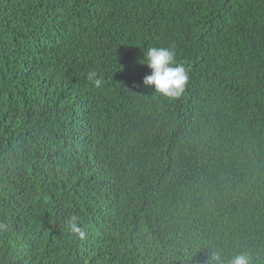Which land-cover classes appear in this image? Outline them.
<instances>
[{
    "label": "trees",
    "instance_id": "16d2710c",
    "mask_svg": "<svg viewBox=\"0 0 264 264\" xmlns=\"http://www.w3.org/2000/svg\"><path fill=\"white\" fill-rule=\"evenodd\" d=\"M150 47L186 68L181 97L144 85ZM263 162L264 0H0V258L211 264L219 252L227 264L247 252L264 264ZM243 170L260 175L229 191L226 219L211 220ZM138 194L153 208L212 207L185 217L186 255L130 232L109 247L118 218L105 208L146 201L102 198Z\"/></svg>",
    "mask_w": 264,
    "mask_h": 264
},
{
    "label": "clouds",
    "instance_id": "9594fccd",
    "mask_svg": "<svg viewBox=\"0 0 264 264\" xmlns=\"http://www.w3.org/2000/svg\"><path fill=\"white\" fill-rule=\"evenodd\" d=\"M144 61L151 70V74L144 77L143 83L145 86H154L155 92L166 98L176 99L181 97L185 92L189 75L184 65L176 62L175 54L172 50L164 47H150L144 53ZM95 76L96 73L92 72L89 74V79H93ZM94 84L99 87L101 81L95 79ZM232 123V121L229 122V124ZM229 124L226 128L231 126ZM241 182H243V180L238 176L237 179L227 187L226 201H228L227 196L229 191L231 193L236 190L240 187ZM125 197H128V199L119 203H130L133 199L144 198L146 205L145 208H105V215L113 214L118 218L115 225V239L112 240L113 245H118L124 240L128 232L131 234L138 233L142 235L143 238L148 239L151 243L156 242L158 246H166L165 244H178V249H183L185 255L189 249L188 241L183 243L177 242V236L182 229L185 217L200 208H212L201 200H191L182 203H176L173 201L172 206L177 207L171 206L161 208L155 206L153 208L149 204L150 200L152 201L153 199L147 198L141 194L135 196L126 195ZM219 208L222 207H218V209L215 210L212 209L210 215L211 220H217L220 223L228 217V211L220 212L218 211ZM225 208L229 209V207ZM66 224L68 230L73 235L84 239L85 234L79 226L77 216L70 215ZM7 228L8 225L5 222L0 221V231H6ZM90 236L91 234L89 233L88 238ZM32 254L33 257L38 256V254L34 252ZM8 263L30 264L27 262L26 257L16 262H14V260H9ZM211 264H225V261L219 252H213L211 256ZM227 264H251V256L247 252H241L228 260Z\"/></svg>",
    "mask_w": 264,
    "mask_h": 264
},
{
    "label": "water",
    "instance_id": "95a60500",
    "mask_svg": "<svg viewBox=\"0 0 264 264\" xmlns=\"http://www.w3.org/2000/svg\"><path fill=\"white\" fill-rule=\"evenodd\" d=\"M264 164V162H263ZM262 164V165H263ZM260 175V173H257L256 171H251V170H247V171H243L239 174V176L242 178V180H247L248 178H253V179H258V176ZM229 202L228 201H224V202H220L219 203V207H222V208H219L218 211L220 212H227L228 211V208H225V207H229ZM224 207V208H223ZM208 209H211V208H208ZM230 224H233V219L230 218Z\"/></svg>",
    "mask_w": 264,
    "mask_h": 264
},
{
    "label": "rangeland",
    "instance_id": "374dc122",
    "mask_svg": "<svg viewBox=\"0 0 264 264\" xmlns=\"http://www.w3.org/2000/svg\"><path fill=\"white\" fill-rule=\"evenodd\" d=\"M116 197H108V196H106V197H104V198H102V203L104 204V205H108V206H111V205H114V204H116V203H119V202H121V201H123V200H125V199H128V197H123V198H120V197H118L117 195H115ZM116 247L117 245H111V246H109V247ZM23 247H26V246H23ZM11 253L12 252H7L6 254H3L2 255V257L3 258H0L1 259V261L3 262V263H8V260H9V257H10V255H11Z\"/></svg>",
    "mask_w": 264,
    "mask_h": 264
},
{
    "label": "bare ground",
    "instance_id": "6f19581e",
    "mask_svg": "<svg viewBox=\"0 0 264 264\" xmlns=\"http://www.w3.org/2000/svg\"><path fill=\"white\" fill-rule=\"evenodd\" d=\"M250 141H254V139H251ZM252 151H253V148H252V150H251V153H250V154H252ZM85 229H87V228L85 227ZM92 246L94 247V244H93Z\"/></svg>",
    "mask_w": 264,
    "mask_h": 264
}]
</instances>
